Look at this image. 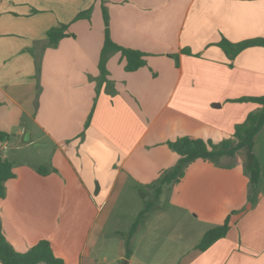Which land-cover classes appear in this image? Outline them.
I'll list each match as a JSON object with an SVG mask.
<instances>
[{"label":"crops","instance_id":"1","mask_svg":"<svg viewBox=\"0 0 264 264\" xmlns=\"http://www.w3.org/2000/svg\"><path fill=\"white\" fill-rule=\"evenodd\" d=\"M101 3L112 39L148 54L147 65L127 71L114 53L107 62L111 87L99 85ZM62 24L73 35L50 45L48 31ZM223 38H264V0H0V130L10 134L0 151L30 145L37 132L53 145L49 161L10 159L16 176L6 182L0 216L17 251L48 239L65 264L125 258V241L111 259L97 247L112 214L121 215L114 206L121 196L162 188L158 179L179 160L167 142L184 135L227 139L260 109L234 100L264 95V46L230 59L218 45ZM260 135L254 154L263 165ZM225 158L197 159L165 186L152 224L168 215L181 232L169 242L168 227L167 239L160 237L161 222L141 229L128 264H169L189 236L194 243L181 252V264H264V174L252 205L248 149ZM40 167L56 171L42 174ZM227 218V235L198 249L204 233Z\"/></svg>","mask_w":264,"mask_h":264},{"label":"trees","instance_id":"2","mask_svg":"<svg viewBox=\"0 0 264 264\" xmlns=\"http://www.w3.org/2000/svg\"><path fill=\"white\" fill-rule=\"evenodd\" d=\"M103 13L105 20V41L99 61V85L106 82L111 87L112 82L108 80L109 70L107 68V62L114 53L120 52L121 57L126 61L125 69L127 71H136L147 65L148 54L139 49L125 47L115 42L111 37L110 16L105 5H103ZM87 14V11L81 12L76 18L85 17ZM68 27V24H62L59 27L50 29L48 31L49 44L56 46L59 40L63 37L72 36L73 34L68 31ZM218 45L226 52L230 59H234L241 51L248 47L264 46V38H252L240 42H232L227 38H223ZM174 56L177 59L178 55L174 54ZM177 63H179V60ZM110 91L112 94L116 92L114 88ZM234 101H252L260 105V109L257 111H251L242 123L235 126L234 132L227 139L217 141L214 139H204L194 135H184L175 140L168 141V146L179 154V160L172 168L163 171L158 179L159 186L171 185L180 181L184 177L189 165L197 159H204L220 164L223 158H235L242 148H247L252 159L251 167L247 171V175L250 179L248 200L252 205L257 204L261 193L260 190L264 168L261 161L254 154V141L258 133L264 127V95L243 96ZM91 116L92 114L90 115L86 126L89 125ZM9 138V133L0 130V141L2 143L8 141ZM38 171L42 174H46L49 171H56V169L52 168L51 170H48L45 167H40ZM15 176L13 161L5 157L0 151V199L6 196V182ZM152 206V202L147 203L145 208L141 210L138 217L133 222L129 232L124 235L126 255L122 264H128L129 259L133 255V241L135 235L140 227L146 222ZM229 230L230 218H227L224 223L208 229L196 247L202 251L208 249L216 241L225 237ZM0 261L3 264H65L64 259L58 257L54 253L52 243L48 239L40 240L27 251H17L4 234L1 216Z\"/></svg>","mask_w":264,"mask_h":264},{"label":"rangeland","instance_id":"3","mask_svg":"<svg viewBox=\"0 0 264 264\" xmlns=\"http://www.w3.org/2000/svg\"><path fill=\"white\" fill-rule=\"evenodd\" d=\"M102 5H104V3ZM103 18H104V13H103ZM262 129L264 130V127ZM261 131L257 135L259 136V134L261 133L259 137V141L256 145V150L258 151L260 155H262L263 168H264V156H263L264 155V131L262 132ZM35 135L36 136L34 138V142L31 143L30 145L28 146L24 145L23 148H17L16 146H13L12 148L8 150H3L2 151L3 155L9 159H11L12 157H16L18 158L19 161L28 162L30 164H36L40 161H47V160L49 161L51 158V154L53 152L52 150L53 145L50 143V141L47 138L42 137V134H40L39 132H37ZM222 160L226 162L229 159L223 158ZM97 184L98 183L96 182V188L98 186ZM165 186L162 185V188L161 189L159 188L160 189L159 191L154 188H150V187L144 188L140 190L137 196L135 197L134 196L132 197L130 195L120 197V199L116 202L114 206L121 215H118L117 212L112 214L111 219L108 222V225L104 229V236L103 235L101 236L99 245L97 247V251L101 253V257L107 256L109 257V259H111L118 255L120 242L125 241L124 235L129 232L133 222L136 220L139 213L141 212V211L140 212L139 211L136 212V211L140 207L145 208L148 202H152L153 204L148 214V217L146 219V222L148 221V223L146 225V222H145L144 225L140 227L139 231L141 229L145 230L149 226L155 225L156 223L161 222L163 229H162V233L160 234V237L163 241L167 239L166 230H165L166 227H168L169 230L171 231L169 234V237H170L168 240L169 242L174 240V237L176 234L178 235L180 234L179 232L181 231L175 228L176 223L173 222L171 219H169L168 215L162 218H159L154 224H152V220L156 213H151V212L154 209L157 210V212L161 211L162 208L159 206V204L161 202L160 200L165 199L164 197L165 192L163 193V190L165 191L167 189ZM142 199H144L145 202L144 201L142 202ZM163 204L167 205V202L163 201ZM132 216L135 218H133ZM186 239L187 241L185 245L175 246L176 250H174V254H173L174 258L173 260L169 261V264H181L184 261V258L182 257L181 252L184 249H186L187 247L186 245L190 246L194 243V238H191V236H189V238H186ZM133 248H134V241H133ZM124 259L119 260L118 262H116V264H122ZM155 263L162 264V262L158 263L157 261H155ZM42 264H45V263H42Z\"/></svg>","mask_w":264,"mask_h":264},{"label":"water","instance_id":"4","mask_svg":"<svg viewBox=\"0 0 264 264\" xmlns=\"http://www.w3.org/2000/svg\"><path fill=\"white\" fill-rule=\"evenodd\" d=\"M98 185V184H97ZM97 190H98V186H97Z\"/></svg>","mask_w":264,"mask_h":264}]
</instances>
